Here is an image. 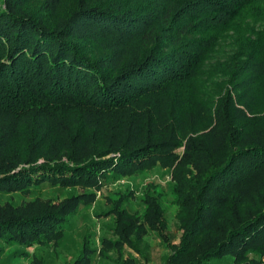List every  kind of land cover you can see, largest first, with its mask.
<instances>
[{
    "label": "trees",
    "instance_id": "obj_1",
    "mask_svg": "<svg viewBox=\"0 0 264 264\" xmlns=\"http://www.w3.org/2000/svg\"><path fill=\"white\" fill-rule=\"evenodd\" d=\"M30 1L0 0V197L80 193L0 204V264L58 247L105 182L154 168L169 175L181 231L161 264H264V119L251 96L264 77V0H40L37 14ZM228 32L242 59L222 67L230 86L210 106L189 88ZM156 189L146 184L137 217L120 200L95 214L113 219L98 254H139L145 229L164 236ZM94 252L83 240L70 264Z\"/></svg>",
    "mask_w": 264,
    "mask_h": 264
},
{
    "label": "rangeland",
    "instance_id": "obj_2",
    "mask_svg": "<svg viewBox=\"0 0 264 264\" xmlns=\"http://www.w3.org/2000/svg\"><path fill=\"white\" fill-rule=\"evenodd\" d=\"M70 2L66 1L56 14H50L49 19H55L70 7ZM30 9L37 13L43 11L40 0H31L28 2ZM251 26V24H249ZM255 31L261 30L262 25L257 23L253 25ZM239 46L232 33L222 35L216 42L215 47L209 56L203 61L198 78L190 85L191 91L196 92V101H202L213 106L215 101L221 96L222 89L227 86L228 78L221 71L224 65L233 61L241 60L239 55ZM239 55V56H238ZM245 75H236V80H242ZM252 108L254 116L259 120L264 119V77L259 78L258 85L251 91ZM154 183L156 190L160 195V206L163 209L165 230L162 237L155 232L145 229L139 240H134L139 248V254L123 245L118 253L114 251L106 252V256L98 254L100 249L99 240L101 236H107L111 239L113 219L111 217H96L95 214L107 212L114 201L121 203V208L130 217H137L141 214L143 205L141 199L146 188V184ZM170 181L166 171L154 168L148 172L137 174L136 176L121 178L115 181H107L100 191L95 192V200L87 207H80L70 217V228L67 237L58 247H30L25 251L28 253V259H19L5 264H29L32 259L39 258L47 264H70L73 259L75 248L81 246L83 240H87L89 247L95 252L90 259V264H113L115 260L125 259L127 264H161L166 255L169 254V245H177L181 231L177 229V211L170 203ZM80 193L77 189H58L49 187L34 188L26 197L16 194H8L0 197V204L8 201L13 205L20 202H29L34 199L40 201L50 200L54 203L62 199ZM124 198V199H121ZM166 241H161L164 238ZM9 249H5V252ZM133 260L130 261V259Z\"/></svg>",
    "mask_w": 264,
    "mask_h": 264
}]
</instances>
